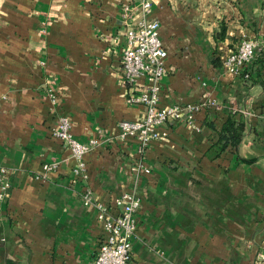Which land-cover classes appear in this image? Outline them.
Wrapping results in <instances>:
<instances>
[{
  "label": "crops",
  "instance_id": "obj_1",
  "mask_svg": "<svg viewBox=\"0 0 264 264\" xmlns=\"http://www.w3.org/2000/svg\"><path fill=\"white\" fill-rule=\"evenodd\" d=\"M141 1L0 0V163L14 169L0 264H92L104 230L86 187L115 213L122 192L141 197L128 264H264V81L229 73L218 55L244 35L264 42V0H152L168 49L160 104L215 103L144 147L118 136L122 119L145 113L121 74L124 7ZM231 110L248 126L238 152H220ZM63 114L77 138L98 140L86 176L53 133Z\"/></svg>",
  "mask_w": 264,
  "mask_h": 264
},
{
  "label": "built area",
  "instance_id": "obj_2",
  "mask_svg": "<svg viewBox=\"0 0 264 264\" xmlns=\"http://www.w3.org/2000/svg\"><path fill=\"white\" fill-rule=\"evenodd\" d=\"M152 0H142L136 11L130 4L124 7L127 20L125 33L126 43L121 56V74L123 81L129 85L127 100L130 103H140L145 107L144 115L139 119H122L118 136L127 138L134 136L144 147L150 141L157 139L165 131L160 127L170 120H179L185 110L189 113L192 122V112L206 104L215 103L209 99L190 103H175L161 105L160 91L162 80L168 73V49L165 46L161 32L160 21L150 17ZM259 41L244 35L234 48H218L219 58L229 73L238 74L254 59ZM144 80V82H143ZM52 99L56 94L50 92ZM200 128H203L200 125ZM55 136L62 139L71 149L74 157L79 159L78 172L86 176L84 156L98 142L96 138L87 141L77 138L72 131V122L68 115H61L58 125L54 129ZM57 162L45 163L46 169L54 168ZM13 167L0 163V204L11 186L10 174ZM85 203L92 204L97 209L104 236L102 237L92 264H128L132 258V238L137 232L136 213L141 207V197L135 191H124L114 198V205L118 212H113L111 206L96 199L90 187L82 193ZM259 261L264 263V250L258 254Z\"/></svg>",
  "mask_w": 264,
  "mask_h": 264
},
{
  "label": "trees",
  "instance_id": "obj_3",
  "mask_svg": "<svg viewBox=\"0 0 264 264\" xmlns=\"http://www.w3.org/2000/svg\"><path fill=\"white\" fill-rule=\"evenodd\" d=\"M224 31L225 26L217 32V35L224 33ZM240 73L245 79L260 78L264 81V42L257 46L254 59L247 63ZM208 123L212 125L213 121L209 120ZM247 126V120L244 117L239 116L237 111H229L228 116L218 129V142L221 147L220 152L227 147H231L238 152ZM8 264L17 263L10 259Z\"/></svg>",
  "mask_w": 264,
  "mask_h": 264
}]
</instances>
